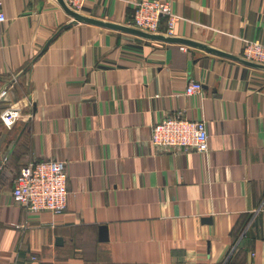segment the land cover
<instances>
[{
  "label": "crops",
  "instance_id": "crops-1",
  "mask_svg": "<svg viewBox=\"0 0 264 264\" xmlns=\"http://www.w3.org/2000/svg\"><path fill=\"white\" fill-rule=\"evenodd\" d=\"M139 1L79 13L133 27ZM168 1L174 37L239 57L264 44V0ZM1 10L0 112L23 116L0 121V264H264L263 68L72 23L58 0ZM190 79L201 94H185ZM175 115L206 122V152L151 144L152 124ZM47 159L67 175L59 214L11 197L19 168Z\"/></svg>",
  "mask_w": 264,
  "mask_h": 264
},
{
  "label": "built area",
  "instance_id": "built-area-1",
  "mask_svg": "<svg viewBox=\"0 0 264 264\" xmlns=\"http://www.w3.org/2000/svg\"><path fill=\"white\" fill-rule=\"evenodd\" d=\"M76 12L82 10L87 0H63ZM0 22L5 20L1 10ZM165 21L163 32L165 36H173L178 20L168 0H141L134 4L132 25L134 28L148 33H159L160 24ZM181 49L185 47L180 45ZM241 58L264 65V44L248 42L242 50ZM202 85L199 81L190 79L185 87V94H201ZM17 107H7L0 112V121L6 128L14 126L22 117ZM150 142L158 148L193 149L196 152L208 150V132L204 120H188L180 115L167 117L152 124ZM67 175L64 163L55 159L30 160L19 169L13 180L12 199L28 211H49L53 214L62 213L67 206Z\"/></svg>",
  "mask_w": 264,
  "mask_h": 264
},
{
  "label": "water",
  "instance_id": "water-1",
  "mask_svg": "<svg viewBox=\"0 0 264 264\" xmlns=\"http://www.w3.org/2000/svg\"><path fill=\"white\" fill-rule=\"evenodd\" d=\"M58 2L61 4L62 8L64 9V11L72 17V23H78V22H84V23H90V24H94V25H98V26H102V27H107V28H111V29H115V30H119L122 32H126V33H130V34H134L137 36H140L142 38L145 39H149V40H157V41H161V42H166V43H179V44H186L189 46H195V47H199L207 52L210 53H214L235 61H238L242 64L248 65V66H252V67H258V68H263L264 69V65L261 64H257L254 62H250L247 61L239 56H235L233 54H229L214 48H210L206 45L191 41V40H187L184 38H178V37H174V36H165L163 34H159V33H148V32H144L142 30H139L137 28H134L132 26H125V25H121V24H115V23H111V22H105L102 20H98V19H94V18H90L87 16H84L82 14H80L79 12H76L74 10H71L63 0H58ZM101 232L103 235L100 236V240L104 241L106 240V229L105 227L100 228Z\"/></svg>",
  "mask_w": 264,
  "mask_h": 264
},
{
  "label": "trees",
  "instance_id": "trees-1",
  "mask_svg": "<svg viewBox=\"0 0 264 264\" xmlns=\"http://www.w3.org/2000/svg\"><path fill=\"white\" fill-rule=\"evenodd\" d=\"M20 168H21V167H20ZM20 168H19V169H20ZM18 172H19V171H18ZM17 174H18V173H17Z\"/></svg>",
  "mask_w": 264,
  "mask_h": 264
}]
</instances>
